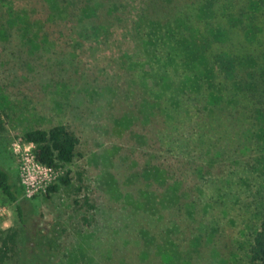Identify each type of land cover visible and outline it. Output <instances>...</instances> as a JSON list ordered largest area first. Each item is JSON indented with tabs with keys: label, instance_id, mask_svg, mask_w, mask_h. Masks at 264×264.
Returning <instances> with one entry per match:
<instances>
[{
	"label": "trees",
	"instance_id": "trees-1",
	"mask_svg": "<svg viewBox=\"0 0 264 264\" xmlns=\"http://www.w3.org/2000/svg\"><path fill=\"white\" fill-rule=\"evenodd\" d=\"M41 1L48 17L68 20L72 26L69 34L75 33L79 40L98 41L106 28L117 27L124 7L119 0ZM176 2L146 0L135 10L129 35L122 32V37L149 61L143 69L132 54L119 57V69H124L128 78L125 88L109 86L104 84L107 79L84 73L71 58L59 60L55 56L47 67L58 68L63 74L62 93L78 96L83 117L108 122L102 128L105 138L132 143L129 150L112 148L107 154L122 161V188L137 183L142 187L136 193L122 190V195L112 187L110 198L122 201V212L110 222L108 236L95 231L90 238L88 246L98 254L97 264L103 260L148 264L150 259L155 264L159 252L170 247L181 249L193 243L192 251L206 248L215 232H206L207 226L195 217V200L189 189L208 182L209 167L246 155L264 157V41L258 6L245 5L247 10L229 20L231 27L224 29L220 28L222 20L227 23L233 4H238L214 0L191 20L171 13ZM216 3L220 8H213ZM188 19L201 25L198 40L192 39L195 25ZM44 25L0 1V45H12L27 56L39 50L47 52L40 42L46 38ZM131 84L137 86L131 88ZM148 131H152L151 137H147ZM22 140L32 146L34 162L51 171L69 166L79 145L75 133L61 123L47 130L30 125L23 131ZM140 150L145 152L143 157ZM137 155L142 162L135 160ZM68 175L69 171L59 175L57 185L49 186L47 192L70 186ZM0 193L13 204L22 224L25 191L11 183L1 167ZM258 203L259 224L251 234L246 264H264V198H258ZM85 205L94 209L88 202ZM17 236L14 229L1 233L0 264H7L14 255ZM52 243L46 235L37 236L33 245L23 243L15 264H53Z\"/></svg>",
	"mask_w": 264,
	"mask_h": 264
},
{
	"label": "rangeland",
	"instance_id": "rangeland-1",
	"mask_svg": "<svg viewBox=\"0 0 264 264\" xmlns=\"http://www.w3.org/2000/svg\"><path fill=\"white\" fill-rule=\"evenodd\" d=\"M0 1L14 11H25L31 21L45 22L42 33H46V38L45 41L41 38L40 42L41 48L47 51L39 50L27 56L12 45H0V167L7 172L11 183L24 189L27 197V201L21 203V224L13 204L0 193V235L9 229L18 232L15 253L7 264H15L22 244L28 242L33 245L34 239L40 235L53 240V264H97L98 254L88 246L90 238L95 231L108 236L110 222L122 212V201H112L110 198L112 187H116L121 195L122 190L136 193L142 187L140 182L136 186L133 184L132 188H122V161L117 156L107 154L112 148L122 150L124 147V150H129L132 143L105 138L102 128L108 122L89 115L83 117L79 112L83 105L78 103V96L62 93L64 82L60 79L63 74L58 68L48 70L47 67L56 57L59 60H63L62 57L71 58L73 64L84 73L92 74L99 80L107 79L108 82L104 84L123 89L128 78L124 69H119V57L132 54L138 58L143 69L147 68L149 61V57L144 58L133 49L127 37H122V32L129 35L130 20L135 18V10L143 7L146 0H119L124 3L121 21H118L117 27L106 28L98 41L79 40L75 33L69 34L68 30L72 28L70 22H62L57 17L49 18L41 0ZM229 1L238 6L232 3L234 10L227 17V23L222 20L220 28H230L229 20L239 18L240 13L247 10L245 5L253 3L261 14L258 20L264 41V0ZM212 2L214 0H177V6L171 13L192 20L193 15ZM219 6L216 3L213 8ZM2 9L5 10L4 7ZM162 14L166 12H159V15ZM189 19L195 25L192 39L198 40L201 25ZM104 84L101 86L104 87ZM136 86L131 84V88ZM62 95L66 97L65 100ZM61 104L65 105L59 109ZM58 123L75 133L79 145L75 159L69 166L63 171H48L34 162L32 146L23 142L22 133L30 125L47 130ZM152 131L146 133L147 137L153 135ZM140 152V156L145 154L143 150ZM250 159L251 163H247ZM135 160L138 163L143 161L138 155ZM253 164L257 167H252ZM209 168L208 182L201 183L195 189L188 188V193L195 200V217L207 226L209 231L206 232H215L213 241L206 248L200 246L196 251H192L193 243L190 247L184 244L181 249L170 247L162 254L159 252L155 264L247 263L251 234L259 224L260 217L256 211L258 198H264V157L246 155L234 162ZM64 171H69L71 185L59 186L55 193H48L47 188L57 185L56 178ZM85 202L94 209H88ZM86 240L87 244H84ZM147 262L152 264L151 259ZM99 264L111 262L103 260Z\"/></svg>",
	"mask_w": 264,
	"mask_h": 264
},
{
	"label": "built area",
	"instance_id": "built-area-1",
	"mask_svg": "<svg viewBox=\"0 0 264 264\" xmlns=\"http://www.w3.org/2000/svg\"><path fill=\"white\" fill-rule=\"evenodd\" d=\"M42 168H44V167H42ZM44 169H46V168H44ZM46 170H48V169H46ZM48 171H51V170H48Z\"/></svg>",
	"mask_w": 264,
	"mask_h": 264
}]
</instances>
